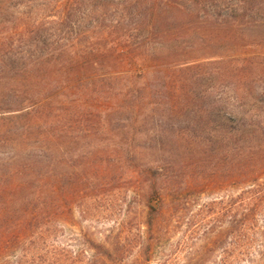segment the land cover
<instances>
[{"label":"trees","instance_id":"1","mask_svg":"<svg viewBox=\"0 0 264 264\" xmlns=\"http://www.w3.org/2000/svg\"><path fill=\"white\" fill-rule=\"evenodd\" d=\"M43 2L11 5L0 37V264L122 263L118 243L89 234L66 239L62 226L89 195L69 161L94 160L100 151L113 162V182L132 171L140 196L147 187L141 264H210L214 254L215 264H264V0H71L62 13L55 0ZM82 8L85 24L111 14L138 34L121 51L107 47L105 35L83 43L75 37L70 47L48 34L57 15L60 28L74 27ZM213 40L261 52L219 56L148 86L149 74L135 70L118 84L127 74L121 69L157 46L187 44L185 54ZM114 67L122 78L110 76ZM196 67L204 73L192 75ZM85 83L95 85L94 95L82 93ZM99 95L116 103L101 110ZM154 112L163 119L156 125L171 132L145 138L169 148L156 147V161L140 164L136 143ZM180 115L198 121L183 128ZM59 179L72 193L73 201L65 192L64 207ZM179 234L183 246H193L189 261L163 251Z\"/></svg>","mask_w":264,"mask_h":264},{"label":"rangeland","instance_id":"2","mask_svg":"<svg viewBox=\"0 0 264 264\" xmlns=\"http://www.w3.org/2000/svg\"><path fill=\"white\" fill-rule=\"evenodd\" d=\"M17 1L21 2V0H0V32L2 31L0 33L1 38H4L8 28L7 10H10L11 5L16 6L15 3ZM34 1H36L38 4L44 3L43 0ZM55 1L61 4L60 6L62 9L60 11L62 13L67 10L71 0ZM62 16L63 14L60 16L57 15L56 18L51 19L53 22H50L48 34L53 35L52 37H56V39L58 37L68 39L70 47H72L71 42L75 37L78 38L75 39L76 42L83 43L85 38H92V36L95 35H105L109 38L107 47L117 48L119 51H121L123 49L122 42H124L129 36L133 35V31L129 30L130 28L127 26V24L116 22L114 19L115 17L111 14L107 16L105 22H101L98 25L96 23V25L87 23L85 24V22L88 20L87 12L86 8H82L80 11L76 12L74 16H72L73 22L76 23V25L71 29L68 27L60 28L62 26L59 24V18H62ZM56 28H59L57 32ZM203 33H205L204 36H207L206 32ZM135 34H138V32L134 33V35ZM131 40L132 39L130 37L129 41L131 42ZM188 48L189 46H187V44L182 45L180 43H177L176 46L172 47L173 51H169L167 46H157L156 48L152 49L151 52L136 58L132 67H125L121 69L127 74H124L126 75L125 79H123V81L120 79L118 84H124L128 80L126 77L134 73L135 70H141L149 74V76L144 81V85L148 86L149 83L152 82L155 84H157V82H161L160 80H162L163 77H167L168 80H173L179 73L180 69L185 68L186 66L194 67L200 63L213 61L219 56H225L231 59V55H255L261 52L260 49L255 46H251L248 50H242L243 48L238 47L235 48L231 46L230 42H224L222 44L217 43V45L214 46V40L211 41V43L199 42L194 46V51H191L190 53L185 52L184 54L182 51ZM140 51H143V48ZM175 51L177 53H173ZM152 53H156V55L154 56ZM128 68L134 70H127ZM112 69L113 72L110 76H115L114 78L123 77V74H121L119 68L114 67ZM204 69V67H196L191 70L193 72L192 75L202 74L204 73ZM211 69L212 68L209 67L207 73ZM168 80L167 82H169ZM212 82L209 84L210 86H212ZM214 82L217 83V81ZM96 83L97 89L105 86L102 82ZM94 90L95 85L93 84L88 85L85 83V86L82 87V93L85 95H94L96 93ZM142 90H144V87ZM142 93H144V91H142ZM97 100L98 103L95 104L97 105V108H101V110H105L107 107L116 103L113 98L110 99L107 95H99L97 96ZM153 115L154 116L150 115L151 117L148 118L147 122L142 127V133H144L142 135L139 133V136L141 137L139 138L138 136L139 140L136 143L140 152L137 162L140 164L156 161V147L163 146L165 149L169 148V143L160 144L159 142L147 141L145 138L147 134H152L156 130L161 131L163 129L167 130L169 133L171 132L165 126L162 128L157 126L156 123L158 125L163 124V119L159 115L155 114V112ZM180 117H177L178 124L183 126V128H187L189 124L192 125L193 122L198 121V117L194 118V116L186 117L180 115ZM61 140H64L63 138H59V141L62 144ZM108 159L109 154L105 151H100L98 154H96V158L94 160L89 159L86 161V159H82L78 156L69 161V166L67 167L68 171L77 176L81 175L80 179L83 180V182L89 188V195L83 196V199L74 205L76 206L74 217L69 219L68 224L62 225L63 229L65 230L64 236L66 239H73L72 236L89 234L93 236L95 240L104 244L109 245L118 243L124 251L122 259L123 261L121 264H141L142 258L140 251L141 243L143 242L141 232H144L143 217L146 211L145 197L147 194V187L144 186L141 189L142 196H140L137 188V181L140 179L136 174L132 173L131 169L129 170L131 173L129 174V177H127L128 179L122 178L113 182L110 172L113 162L109 163L111 165L107 164ZM93 165H95V167L91 169ZM131 176L135 179L132 180ZM62 184L63 183L59 179L56 185L59 204L61 207H64L66 205V202L64 201V194L69 192L68 198L72 201L73 199L70 197L72 194L71 188L70 190L62 189ZM221 195L222 193L216 196ZM80 205L82 206L80 207ZM62 223L63 222L60 223L59 221V224ZM181 237V234L176 235L172 241L168 242L166 245L163 244V247L165 248L163 251L168 252L166 253L168 255H176L178 262L179 260L189 261L192 257L190 254L194 252V249L193 246H191V242H189L186 247L183 246L181 242H179ZM219 259V254H214V256L209 259V262L210 264H215V261L218 262Z\"/></svg>","mask_w":264,"mask_h":264}]
</instances>
